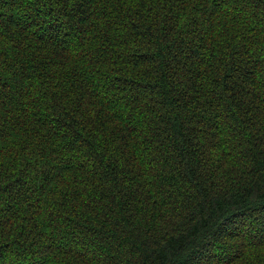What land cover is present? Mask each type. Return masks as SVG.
Listing matches in <instances>:
<instances>
[{
  "label": "trees",
  "instance_id": "1",
  "mask_svg": "<svg viewBox=\"0 0 264 264\" xmlns=\"http://www.w3.org/2000/svg\"><path fill=\"white\" fill-rule=\"evenodd\" d=\"M0 264H264V0H0Z\"/></svg>",
  "mask_w": 264,
  "mask_h": 264
}]
</instances>
